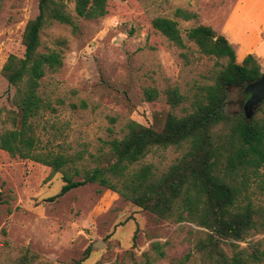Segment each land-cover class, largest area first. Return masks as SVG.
Here are the masks:
<instances>
[{"label": "rangeland", "instance_id": "obj_1", "mask_svg": "<svg viewBox=\"0 0 264 264\" xmlns=\"http://www.w3.org/2000/svg\"><path fill=\"white\" fill-rule=\"evenodd\" d=\"M65 1L75 16L74 0ZM242 1L106 0L103 16L75 17V32L57 21L46 24L38 49L62 50L63 64L40 80L39 93L50 107L33 120L39 147L71 155L82 152L77 165L93 167L95 156L108 150V141L125 134L128 121L159 130L168 113L180 116L190 111L197 87L212 82L216 60L188 41L186 31L204 24L223 34L226 19ZM247 2L235 16L240 23L236 30L244 37L251 38L258 30L264 36L260 15L264 0ZM176 8L196 12L198 17H176ZM37 13L38 0H0V133L20 121L13 101L15 88L9 86L1 68L10 54L23 55L24 27ZM156 16L177 20L184 47L153 28ZM58 39L65 44L58 45ZM261 53L255 58L264 71V44ZM148 88L157 91L152 99L146 97ZM168 88H178L185 100L171 106L165 94ZM241 89L230 88L225 119L243 115L241 105L248 94ZM258 114L256 110L253 115ZM227 131L224 121L216 127L217 133ZM185 148V144L154 147L140 163L163 172ZM75 178L80 179V174ZM63 183L60 172L52 173L46 165L0 148V264H78V260L79 264H133L157 241L164 255L155 264H180L182 259L184 264H206L193 248L202 229L195 223L157 218L110 189L99 191L96 183L50 200ZM245 193L264 209V166L249 176ZM258 241L264 245V229L238 244L247 247ZM95 242L98 247L93 246ZM224 248L230 253L228 244Z\"/></svg>", "mask_w": 264, "mask_h": 264}, {"label": "trees", "instance_id": "obj_2", "mask_svg": "<svg viewBox=\"0 0 264 264\" xmlns=\"http://www.w3.org/2000/svg\"><path fill=\"white\" fill-rule=\"evenodd\" d=\"M66 7L65 0H38V13L23 30V55L10 54L1 68L9 86L15 88L13 101L20 121L17 127L0 133V148L11 156L31 159L50 167L52 173L62 174L64 183L50 200L87 183H96L99 191L110 189L157 218L187 220L202 228L193 248L203 263L263 264L261 241L247 247L238 243L264 229V209L245 193L249 176L264 166V100L253 108L250 117L243 112L225 119L230 88L245 89L261 76L257 59L247 54L238 61L223 34L209 25L190 27L187 40L216 60L212 82L197 87L190 111L180 116L168 113L159 130L128 121L125 134L108 141V150L95 156L93 167L80 168L77 163L83 159L82 152L71 155L41 149L33 125V120L50 107L39 93L40 80L47 71L56 72L63 64L62 50L39 51L42 28L57 21L70 25L75 32V17L96 19L107 12L106 0H74L75 16ZM175 16L184 20L198 17L196 12L183 8H176ZM151 24L173 44L185 46L177 20L156 16ZM57 44L64 45L65 40L58 39ZM145 94L152 99L157 91L148 88ZM165 94L173 107L185 100L178 88H168ZM256 110L259 114L253 115ZM223 121L228 131L217 133L216 127ZM184 144L180 157L163 172L154 171L150 163H140L154 147ZM79 174L81 178H75ZM226 244L230 253L224 248ZM89 252L90 246L85 256ZM163 255L161 243L153 242L150 250L142 253V260L133 264H155Z\"/></svg>", "mask_w": 264, "mask_h": 264}, {"label": "crops", "instance_id": "obj_3", "mask_svg": "<svg viewBox=\"0 0 264 264\" xmlns=\"http://www.w3.org/2000/svg\"><path fill=\"white\" fill-rule=\"evenodd\" d=\"M247 1L248 0H243L239 3L232 16L226 19L224 29L222 30L224 36L232 44L238 61H241L247 54H252L257 59L263 55V53H261V47L262 44H264V36L261 31H254L253 37L250 38L248 34L244 37L239 30H236L240 23L234 21V19H236L235 16L239 12V7L244 9L245 5L247 6ZM260 15L262 18L264 17V6Z\"/></svg>", "mask_w": 264, "mask_h": 264}, {"label": "water", "instance_id": "obj_4", "mask_svg": "<svg viewBox=\"0 0 264 264\" xmlns=\"http://www.w3.org/2000/svg\"><path fill=\"white\" fill-rule=\"evenodd\" d=\"M244 91L248 93V98L244 104V115L250 117L253 108L264 100V71L259 78L248 83ZM93 246L98 247V242H95Z\"/></svg>", "mask_w": 264, "mask_h": 264}, {"label": "flooded vegetation", "instance_id": "obj_5", "mask_svg": "<svg viewBox=\"0 0 264 264\" xmlns=\"http://www.w3.org/2000/svg\"><path fill=\"white\" fill-rule=\"evenodd\" d=\"M244 104H245V102H244ZM244 104H243V112H245V110H244Z\"/></svg>", "mask_w": 264, "mask_h": 264}]
</instances>
